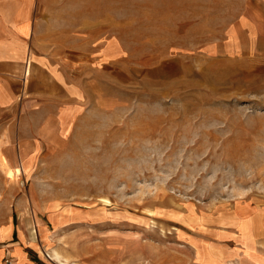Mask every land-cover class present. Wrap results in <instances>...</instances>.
Instances as JSON below:
<instances>
[{
	"label": "rangeland",
	"instance_id": "rangeland-1",
	"mask_svg": "<svg viewBox=\"0 0 264 264\" xmlns=\"http://www.w3.org/2000/svg\"><path fill=\"white\" fill-rule=\"evenodd\" d=\"M241 2L43 0L50 50L80 57L82 93L66 133L37 138L35 165H0L2 249L182 264L181 221L218 231L238 206L264 210V61L205 54ZM246 212L228 219L248 237Z\"/></svg>",
	"mask_w": 264,
	"mask_h": 264
},
{
	"label": "crops",
	"instance_id": "crops-1",
	"mask_svg": "<svg viewBox=\"0 0 264 264\" xmlns=\"http://www.w3.org/2000/svg\"><path fill=\"white\" fill-rule=\"evenodd\" d=\"M42 2L0 0V165L4 169L35 165L41 143L37 138L65 134L82 93L76 77L80 57L73 53L67 59L65 51L50 50L47 33L53 32L40 25ZM205 54L264 61V0H243L218 37L205 45ZM244 211L248 237L236 220L228 219H243ZM209 218L202 215L194 225L180 222V242L191 254L182 264H264L263 208L254 203L238 206L223 217L227 227L218 231L212 230L217 226ZM2 248L0 260L11 257L13 264H40L39 255L17 254L18 243Z\"/></svg>",
	"mask_w": 264,
	"mask_h": 264
}]
</instances>
